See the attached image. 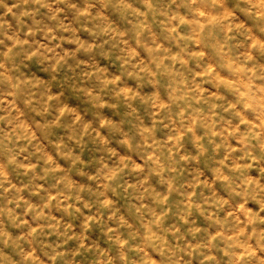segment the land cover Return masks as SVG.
<instances>
[{
	"label": "clouds",
	"instance_id": "clouds-1",
	"mask_svg": "<svg viewBox=\"0 0 264 264\" xmlns=\"http://www.w3.org/2000/svg\"><path fill=\"white\" fill-rule=\"evenodd\" d=\"M0 264H264V0H0Z\"/></svg>",
	"mask_w": 264,
	"mask_h": 264
}]
</instances>
